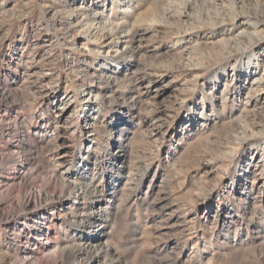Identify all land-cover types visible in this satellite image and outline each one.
<instances>
[{"label": "rangeland", "instance_id": "rangeland-1", "mask_svg": "<svg viewBox=\"0 0 264 264\" xmlns=\"http://www.w3.org/2000/svg\"><path fill=\"white\" fill-rule=\"evenodd\" d=\"M0 264H264V0H0Z\"/></svg>", "mask_w": 264, "mask_h": 264}, {"label": "bare ground", "instance_id": "bare-ground-1", "mask_svg": "<svg viewBox=\"0 0 264 264\" xmlns=\"http://www.w3.org/2000/svg\"><path fill=\"white\" fill-rule=\"evenodd\" d=\"M84 95H85V94H84ZM71 98H72V97H71L70 95H66V96H65V99H63V100H65V101H64L65 104H66V102L70 101ZM63 100H62V101H63ZM69 103H70V102H69ZM71 106H72V104H67V107H66L65 109H70ZM62 111L64 112V108L62 109ZM62 111H61V112H62ZM65 115H66V114H65Z\"/></svg>", "mask_w": 264, "mask_h": 264}]
</instances>
